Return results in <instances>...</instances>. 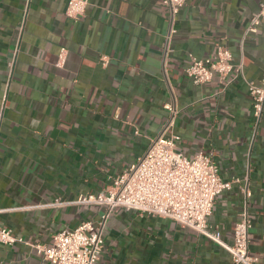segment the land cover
Instances as JSON below:
<instances>
[{
    "label": "crops",
    "instance_id": "1",
    "mask_svg": "<svg viewBox=\"0 0 264 264\" xmlns=\"http://www.w3.org/2000/svg\"><path fill=\"white\" fill-rule=\"evenodd\" d=\"M86 1L72 20L68 0H0V225L23 241L0 245V261L49 264L33 244L97 222L100 207L45 205L104 192L164 131L169 103L176 150L211 155L221 179L236 181L208 225L232 245L246 201L249 252L264 264V110L257 122L247 89L264 76V21L243 40L264 0H191L174 17L161 0ZM218 46L242 62L244 80L192 84L188 55L211 58ZM103 239L98 264H232L194 230L121 208Z\"/></svg>",
    "mask_w": 264,
    "mask_h": 264
},
{
    "label": "built area",
    "instance_id": "2",
    "mask_svg": "<svg viewBox=\"0 0 264 264\" xmlns=\"http://www.w3.org/2000/svg\"><path fill=\"white\" fill-rule=\"evenodd\" d=\"M191 0H161L174 17ZM86 0H68L65 16L76 20L83 15ZM264 21V2L250 17L243 33V40L257 33ZM242 40V41H243ZM67 59V50L61 48L54 66L62 69ZM186 78L194 85H205L217 77L224 82L232 74L233 79L244 80L242 62L232 64L230 49L218 46L214 57L197 59L188 55ZM248 97L253 116L258 122L264 110V76L257 84L247 83ZM168 125L162 133L151 140L145 153L120 176L113 179L104 191L80 196L75 201L55 199L46 207L64 205L96 206L102 209L97 222L84 221L72 230H63L52 236L50 246L35 243L37 255L49 264H98L102 252L105 224L116 208L135 211L140 215H154L194 230L199 235L223 247L231 256L232 264H258V258L249 252L251 221L245 201L240 219L233 228V243L225 245L220 233L208 225L216 198L231 189L236 181L223 180L211 155L198 153L188 158L176 150L179 137L166 136V129L173 124L178 109L173 104L164 106ZM245 200L248 188L243 190ZM1 212V211H0ZM23 242L0 225V245ZM0 264H4L0 261Z\"/></svg>",
    "mask_w": 264,
    "mask_h": 264
}]
</instances>
